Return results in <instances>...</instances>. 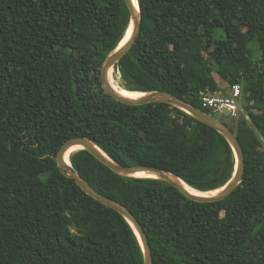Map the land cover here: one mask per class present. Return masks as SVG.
<instances>
[{
  "label": "trees",
  "instance_id": "1",
  "mask_svg": "<svg viewBox=\"0 0 264 264\" xmlns=\"http://www.w3.org/2000/svg\"><path fill=\"white\" fill-rule=\"evenodd\" d=\"M137 1L142 30L114 85L172 93L224 122L243 147L244 178L224 200L200 203L163 180L118 175L86 150L70 162L134 214L154 264H264V0ZM129 27L125 0H0V264H145L131 224L58 167L75 137L200 192L233 178L219 132L169 104L104 91L102 67ZM237 84L239 118L203 107L202 93Z\"/></svg>",
  "mask_w": 264,
  "mask_h": 264
},
{
  "label": "water",
  "instance_id": "2",
  "mask_svg": "<svg viewBox=\"0 0 264 264\" xmlns=\"http://www.w3.org/2000/svg\"><path fill=\"white\" fill-rule=\"evenodd\" d=\"M125 2L130 13V27L133 26V30L130 38L123 45L121 44L124 40L121 42L117 49L108 56L102 67L101 82L104 91L116 101L124 104L139 106L150 103H165L184 111L185 113L194 117L199 122L206 124L207 126L213 128L221 135H223L232 147L236 158V169L233 178L223 188L219 189L220 191L217 194L203 196L195 195L187 191L180 182L182 180H180L176 175L172 174L171 172L148 165L123 166L115 163L106 153H104L97 145H95L90 139L86 137H75L67 141L62 146L57 155V163L63 175L70 179H73L76 184L82 189V191L85 192V194L121 214L131 224L141 242L144 251L145 264H154L153 253L149 239L146 235L144 228L141 226L134 214L125 205L102 195L96 189H94L87 181H85L73 168L70 162V157L68 161V154L71 153V151L75 148L81 147V149L79 150L88 151L96 159H98L104 165L109 167L113 172L118 175L132 178H137L134 176L139 173L153 175L152 177L144 178L163 180L179 189L187 198L200 203L219 202L229 197L236 190V188L239 186L242 179L244 178V174L246 171V162L243 147L236 134L224 122L203 112L201 109H198L197 107L193 106L184 99L165 91H152L143 93L144 95L140 98H128L126 96L121 95L116 90V88L111 82V75L114 74L116 64L119 63L120 60L135 45L142 30L143 18L138 5V1L137 5L134 0H125ZM128 31L126 33V36L128 34Z\"/></svg>",
  "mask_w": 264,
  "mask_h": 264
},
{
  "label": "built area",
  "instance_id": "3",
  "mask_svg": "<svg viewBox=\"0 0 264 264\" xmlns=\"http://www.w3.org/2000/svg\"><path fill=\"white\" fill-rule=\"evenodd\" d=\"M242 94V87L237 84L231 87L229 95L209 91L202 93L201 103L204 108L213 111V113L221 114L222 117L228 119H237L242 111Z\"/></svg>",
  "mask_w": 264,
  "mask_h": 264
},
{
  "label": "bare ground",
  "instance_id": "4",
  "mask_svg": "<svg viewBox=\"0 0 264 264\" xmlns=\"http://www.w3.org/2000/svg\"><path fill=\"white\" fill-rule=\"evenodd\" d=\"M134 1L136 2V5H137V0H134ZM132 30H133V26L130 27V29H129V31H128V34H127L126 38L124 39V41L122 42L121 45H123V44H124L129 38H130V36H131V34H132ZM112 80H113V81H112ZM111 82H112L113 86L116 88V90H117L121 95L126 96V97H128V98H140V97H142V96L144 95V94L141 93V92H136V91H134V92H132V91H126V90H123V89H120V88L116 87V86L114 85V83H115L117 86H119V87H121V86L118 84V82L116 81V79H115V77H114L113 74L111 75ZM113 82H114V83H113ZM79 149H81V147L75 148L74 150L71 151V153H73V152H75V151H77V150H79ZM71 153H69L68 156H67L68 161H69V157H70ZM152 176H153V175H149V174H146V173H139V174H136L134 177H137V178H144V177H152ZM180 182L182 183V185L184 186V188H185L187 191H189L190 193L195 194V195L210 196V195H215V194H217V193L220 191V190H216V191H212V192H200V191H198V190H196V189L190 187V186H189L188 184H186L185 182H183V181H180Z\"/></svg>",
  "mask_w": 264,
  "mask_h": 264
},
{
  "label": "rangeland",
  "instance_id": "5",
  "mask_svg": "<svg viewBox=\"0 0 264 264\" xmlns=\"http://www.w3.org/2000/svg\"><path fill=\"white\" fill-rule=\"evenodd\" d=\"M215 77H216V76H215ZM214 115H215L216 117H218V118H225V119L228 120V118H226V117H222L221 114L214 113Z\"/></svg>",
  "mask_w": 264,
  "mask_h": 264
},
{
  "label": "crops",
  "instance_id": "6",
  "mask_svg": "<svg viewBox=\"0 0 264 264\" xmlns=\"http://www.w3.org/2000/svg\"><path fill=\"white\" fill-rule=\"evenodd\" d=\"M222 93V92H221ZM223 94V93H222Z\"/></svg>",
  "mask_w": 264,
  "mask_h": 264
}]
</instances>
